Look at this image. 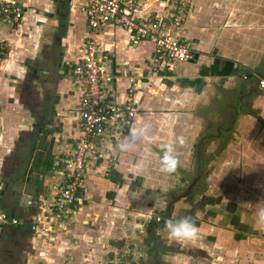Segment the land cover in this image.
Wrapping results in <instances>:
<instances>
[{"label":"crops","instance_id":"crops-1","mask_svg":"<svg viewBox=\"0 0 264 264\" xmlns=\"http://www.w3.org/2000/svg\"><path fill=\"white\" fill-rule=\"evenodd\" d=\"M191 1L180 27L166 0H140L136 11L142 20L159 18L164 31L189 42L196 55L188 62L156 66L153 41L133 43L119 26L98 31L104 53H115L108 97L132 99L136 121L150 123L151 130L126 152L115 147L122 136L105 137L111 154L90 165L82 206L67 216L52 208L62 183L54 165L63 147L72 150V137L62 134L73 126L82 93L72 75L91 33L81 10L85 0H32L19 25L0 20V214L7 215L0 218V264H123L124 254L136 256V245L147 259L154 236L163 238L159 232L166 228L155 225L165 213H156L168 208L166 193L175 180L160 171L159 145L186 138L177 145L180 177L194 159L197 167L214 161L217 149L210 147L232 145L239 120L251 137L263 128L258 135L264 141V0ZM42 74H52L51 81ZM10 98L15 112L5 108ZM45 98L52 111L40 117Z\"/></svg>","mask_w":264,"mask_h":264},{"label":"built area","instance_id":"built-area-1","mask_svg":"<svg viewBox=\"0 0 264 264\" xmlns=\"http://www.w3.org/2000/svg\"><path fill=\"white\" fill-rule=\"evenodd\" d=\"M32 0H0V20L19 25L25 15V7ZM140 0H85L81 10L87 18L91 33L83 44L81 59L73 70V81L81 86V97L75 109L76 119L69 132L62 138L72 137V150L63 147L55 155L54 170L62 183L56 193L52 208L60 215L75 214L82 206V187L89 167L103 155L111 154L112 147L104 144L105 137L118 138L127 133V124L135 119L138 110L132 99L119 102L108 97V87L115 81L110 66L115 53L107 55L100 47L98 31L106 26H119L129 32V39L136 43L150 40L156 44L152 63L175 65L195 58L190 43L180 36L164 31L157 17L142 20L136 16ZM175 7L174 25L180 27L192 4L191 0H166ZM252 76L255 72L250 73ZM132 81L135 79L131 78ZM264 84V79L260 80ZM134 88V86H132ZM131 88V89H132ZM132 91V90H131ZM111 140V139H110ZM0 218L6 219L5 213ZM161 220V216H158ZM18 223L17 218H12ZM37 228V225H33Z\"/></svg>","mask_w":264,"mask_h":264},{"label":"rangeland","instance_id":"rangeland-1","mask_svg":"<svg viewBox=\"0 0 264 264\" xmlns=\"http://www.w3.org/2000/svg\"><path fill=\"white\" fill-rule=\"evenodd\" d=\"M3 29L5 34L9 35L10 28L5 26ZM11 48H13V45ZM10 52L11 49L3 51L2 54L7 56ZM66 79L69 82L70 76L66 75ZM4 99L5 97H2V100ZM12 101V98L9 101L7 100V107L5 108H8L10 112H15L19 107L16 102L13 103ZM77 108L78 104L74 106V109ZM246 110L248 109L245 108L244 111ZM16 121L20 123L22 119L18 118ZM258 121V119H255V122ZM235 127L234 134L236 133L235 139L237 140L232 145L229 146L230 143L228 142V148L219 146V144L216 148L210 147L211 151L217 149L216 154L218 155L214 161L205 164L206 180L204 190L199 197L196 196L195 199L194 197L191 199V205L199 202L200 207H196L194 210L192 206H187L183 200L176 201L175 205V216L190 215L198 227V239L191 242L190 245L209 249L207 255H210L209 258H196L188 253L190 249H188V252H182L179 245L169 238L165 229V231L159 232L163 236L164 245L168 243L177 244L178 248L173 247L175 248L173 251H165L161 260L164 263L264 264V228L257 229L254 227L256 210L258 207L264 206V190L261 188L264 185V141L259 139L263 128L259 129L258 133L253 130V136L255 135V137H251V128L248 127L249 130L246 131L241 120L235 124ZM207 150L209 149L207 148ZM195 161L194 159L193 167L188 163V167L191 166L190 169L188 170L187 167L180 177L178 171L171 174L172 177L175 174V180L172 182V177L169 179L172 184L169 188V194L166 193L167 197L183 193L191 183V180L197 174L198 167ZM166 194H161L164 200ZM165 208L166 205L162 211H157L156 214L165 213ZM182 208H185L183 212L181 211ZM216 221L223 223V226H220L221 230L228 229L227 237L220 235L221 230L217 227L219 225L215 223ZM143 250L136 245L134 248L136 256L133 255V250H131L130 253L124 254L120 261L123 264H143L145 256H140V252H143ZM148 250L150 252H148L149 260H151L150 256L153 251L149 248ZM139 257L141 258L139 259Z\"/></svg>","mask_w":264,"mask_h":264},{"label":"clouds","instance_id":"clouds-1","mask_svg":"<svg viewBox=\"0 0 264 264\" xmlns=\"http://www.w3.org/2000/svg\"><path fill=\"white\" fill-rule=\"evenodd\" d=\"M127 128V133H124L115 145L116 149L121 152L129 151L142 139H148L151 124L132 119L128 122ZM186 142V138L180 136L176 137L173 141L159 145V166L162 173L172 174L176 172L180 166L177 145L183 146ZM261 188L264 190V185ZM255 215L254 227L257 229L264 228V206L258 207ZM164 227L167 230L169 238L180 247H188L191 242L198 239V227L190 215L169 216L164 219Z\"/></svg>","mask_w":264,"mask_h":264},{"label":"flooded vegetation","instance_id":"flooded-vegetation-1","mask_svg":"<svg viewBox=\"0 0 264 264\" xmlns=\"http://www.w3.org/2000/svg\"><path fill=\"white\" fill-rule=\"evenodd\" d=\"M55 44H56V41H55ZM47 55L49 56V53H46L45 54V56H47ZM43 76H44V78H42V80L45 79L47 75L42 74V77ZM49 76H50V79L47 78V80H48L47 82L51 81L52 74L49 75ZM49 76H47V77H49ZM42 80H41V82H42ZM46 97H48V95ZM49 99L50 98H45V101H44V104H43V105H45V109L41 111L40 117H42L45 112H48V110L49 111H52V104H51V101H49ZM23 103H24V105H26L25 102H23ZM28 110H30V109H28ZM28 168H29V172H30V170L33 167H30L29 166ZM205 175H206L205 163L203 161H201V162L198 163V171H197V174L193 177V180H191V183H193V181L196 180L199 177L198 180H197V182H196V184L191 189L189 195H187V196H185V197H183V198L180 199V200H183L184 203L187 204V206H189V205H190V207L192 206V208L194 210L196 209V207H200L201 204L199 202L198 203L196 202V203H194V204L191 205V203H192L191 202V199H193V197L195 199L196 196L199 197L200 194L202 193V191L204 190L205 180H206ZM187 190H188V186L183 191V193H185ZM180 194H182V192L179 193V194H174V195L177 196V195H180ZM174 195H172V196L169 197V199H170L169 201H171L175 197ZM175 205H176V202H175V204L173 206V209H172V216L173 217H179V216H175V213H174L175 208H176ZM166 209H165V214L161 215V220H158L159 222L160 221H163L165 219ZM184 210H185V208H182L181 209L182 212ZM181 216H183V215H181ZM157 219H158V217H157ZM215 223L219 225V226H217L218 228H220V226L223 224L221 221H216ZM155 226H157V227H161L162 226V228H165L164 227V221L163 222H160L159 224H156ZM224 227H226V226H224ZM220 230H221V228H220ZM213 232H214V230H213ZM216 232H218V231L216 230ZM220 235H223L224 237H227L228 236V229L221 230ZM153 240L154 241L151 244V247L149 248L151 251H153L152 255L150 256L151 260H149V253L150 252L148 250L149 253L147 255V259H145V261H143V264H163L164 262L161 261V260H162V256L165 253V251H169V250H172L173 251L175 249L173 247H177L178 248L177 244H169L168 243L167 245H164L163 238L160 239V237H158V235L154 236V239ZM164 241H166V240H164ZM179 248H180V250H182V252H188V249H190V251L188 253L189 254L191 253L196 258H200V257H203V258H207L208 257L209 258V256H210V255L207 256L209 254L208 253L209 252V249L206 250V249H203V247L201 248L200 246H196V247H195V245H193V246L190 245L189 247H180L179 246ZM164 264H166V263H164Z\"/></svg>","mask_w":264,"mask_h":264},{"label":"water","instance_id":"water-1","mask_svg":"<svg viewBox=\"0 0 264 264\" xmlns=\"http://www.w3.org/2000/svg\"><path fill=\"white\" fill-rule=\"evenodd\" d=\"M250 76L252 77V75L250 74ZM249 76V77H250ZM33 168L30 170V173L32 172ZM199 178V177H198ZM193 181V183H191L189 186H188V190L185 192V193H182L180 195H177L175 196L170 202H169V205H168V208H167V211H166V215H165V218L169 217V216H172V209H173V206L175 204L176 201L180 200L181 198L189 195L191 189L193 188V186L196 184L197 180ZM29 180V178H28ZM24 197L28 198L27 194L24 195ZM24 203V202H23Z\"/></svg>","mask_w":264,"mask_h":264}]
</instances>
